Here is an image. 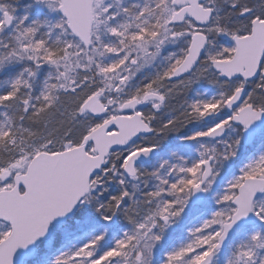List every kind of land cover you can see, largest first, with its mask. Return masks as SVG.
<instances>
[{"label": "snow or ice", "instance_id": "1", "mask_svg": "<svg viewBox=\"0 0 264 264\" xmlns=\"http://www.w3.org/2000/svg\"><path fill=\"white\" fill-rule=\"evenodd\" d=\"M0 264H264V0H0Z\"/></svg>", "mask_w": 264, "mask_h": 264}, {"label": "flooded vegetation", "instance_id": "2", "mask_svg": "<svg viewBox=\"0 0 264 264\" xmlns=\"http://www.w3.org/2000/svg\"><path fill=\"white\" fill-rule=\"evenodd\" d=\"M258 143H259V139L256 140V142L254 143V145H252L251 147L247 148V150L249 152H253L255 150V145H258Z\"/></svg>", "mask_w": 264, "mask_h": 264}, {"label": "trees", "instance_id": "3", "mask_svg": "<svg viewBox=\"0 0 264 264\" xmlns=\"http://www.w3.org/2000/svg\"><path fill=\"white\" fill-rule=\"evenodd\" d=\"M260 147H261V143H260V140H259V143H258V145L256 146V148H255L254 151H258V150L260 149Z\"/></svg>", "mask_w": 264, "mask_h": 264}, {"label": "water", "instance_id": "4", "mask_svg": "<svg viewBox=\"0 0 264 264\" xmlns=\"http://www.w3.org/2000/svg\"><path fill=\"white\" fill-rule=\"evenodd\" d=\"M249 147V146H248Z\"/></svg>", "mask_w": 264, "mask_h": 264}]
</instances>
